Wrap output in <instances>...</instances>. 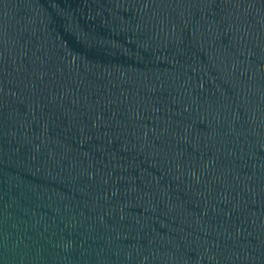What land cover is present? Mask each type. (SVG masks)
Segmentation results:
<instances>
[{
    "label": "water",
    "instance_id": "water-1",
    "mask_svg": "<svg viewBox=\"0 0 264 264\" xmlns=\"http://www.w3.org/2000/svg\"><path fill=\"white\" fill-rule=\"evenodd\" d=\"M0 264H264V0H0Z\"/></svg>",
    "mask_w": 264,
    "mask_h": 264
}]
</instances>
